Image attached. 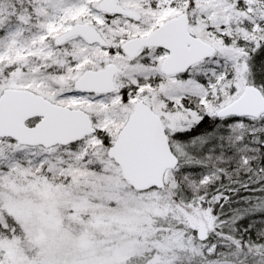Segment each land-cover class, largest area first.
I'll list each match as a JSON object with an SVG mask.
<instances>
[{
    "label": "snow or ice",
    "instance_id": "6c2138e0",
    "mask_svg": "<svg viewBox=\"0 0 264 264\" xmlns=\"http://www.w3.org/2000/svg\"><path fill=\"white\" fill-rule=\"evenodd\" d=\"M0 264H264V0H0Z\"/></svg>",
    "mask_w": 264,
    "mask_h": 264
}]
</instances>
